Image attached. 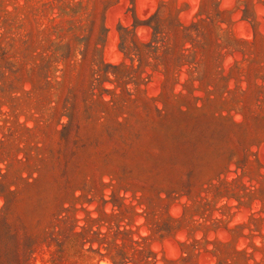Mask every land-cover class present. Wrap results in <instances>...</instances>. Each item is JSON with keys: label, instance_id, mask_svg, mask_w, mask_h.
Listing matches in <instances>:
<instances>
[{"label": "rangeland", "instance_id": "rangeland-1", "mask_svg": "<svg viewBox=\"0 0 264 264\" xmlns=\"http://www.w3.org/2000/svg\"><path fill=\"white\" fill-rule=\"evenodd\" d=\"M0 264H264V0H0Z\"/></svg>", "mask_w": 264, "mask_h": 264}]
</instances>
